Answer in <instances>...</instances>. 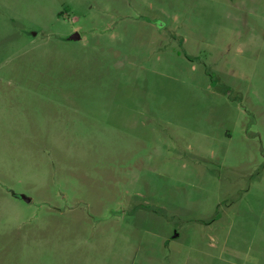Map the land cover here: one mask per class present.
<instances>
[{
	"label": "rangeland",
	"instance_id": "1",
	"mask_svg": "<svg viewBox=\"0 0 264 264\" xmlns=\"http://www.w3.org/2000/svg\"><path fill=\"white\" fill-rule=\"evenodd\" d=\"M0 264H264V0H0Z\"/></svg>",
	"mask_w": 264,
	"mask_h": 264
},
{
	"label": "water",
	"instance_id": "2",
	"mask_svg": "<svg viewBox=\"0 0 264 264\" xmlns=\"http://www.w3.org/2000/svg\"><path fill=\"white\" fill-rule=\"evenodd\" d=\"M32 35H35V32H33ZM80 38H81L80 33L78 31H74L73 33L69 34L66 39L67 40H74V41H76V40H79ZM23 198L25 200L29 201L28 198H26V197H23ZM175 235H177V234H175Z\"/></svg>",
	"mask_w": 264,
	"mask_h": 264
}]
</instances>
